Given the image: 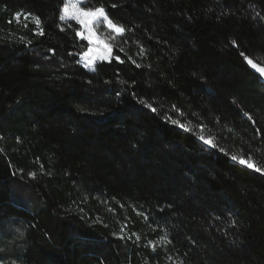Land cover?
Instances as JSON below:
<instances>
[{"label": "trees", "instance_id": "16d2710c", "mask_svg": "<svg viewBox=\"0 0 264 264\" xmlns=\"http://www.w3.org/2000/svg\"><path fill=\"white\" fill-rule=\"evenodd\" d=\"M64 2L0 0V264H264V0H86L95 71Z\"/></svg>", "mask_w": 264, "mask_h": 264}, {"label": "snow or ice", "instance_id": "6c2138e0", "mask_svg": "<svg viewBox=\"0 0 264 264\" xmlns=\"http://www.w3.org/2000/svg\"><path fill=\"white\" fill-rule=\"evenodd\" d=\"M81 4L84 6L81 7ZM112 7H116L115 4L112 5ZM31 15V13H29ZM20 17L17 16V19ZM35 25L39 28L38 34L43 36L45 34L44 29L40 27L42 21L39 16L33 17ZM60 20H67V19H73L75 20L80 26V31H76L75 35L80 37L82 40L88 41L92 47L88 49V51L84 54L85 59L87 60V63L85 64L86 67H91L92 71H95L94 65V58L92 57V53L96 51H103V55L100 57L101 59H109L112 50L113 45L109 43L110 40H115L117 36H123L125 32L127 31L125 27L120 26L116 23H113L111 19H109V16L105 10L104 7H95L91 8L87 5L86 0H66L63 4V14L59 16ZM100 23H106L108 29L111 30V35L106 37H101L97 34L95 31V27L98 26ZM232 43L235 45L236 41H232ZM123 51V49H120ZM142 51H144L142 49ZM241 55L244 57V60L247 62L249 66H251L252 69H254L257 73L260 74V76L264 77V66L261 65V63H258L254 61L252 58H249L244 53H241ZM117 60H119V57H116ZM132 63L135 64L137 68L141 67L140 64L136 63L135 60H132ZM141 103H144L141 101ZM153 112L157 111L156 108L152 107V105H147ZM247 115V113H245ZM249 119H252L251 116H249ZM172 123L179 124L181 128H185V125L182 123H179V121L173 120ZM191 130V129H186ZM201 141H203L205 144L209 145L210 147H216L217 145L214 143L212 138H206L204 136L199 137ZM3 137L0 136V140H2ZM222 150V149H221ZM3 149H0V152H2ZM234 161H238L240 164L246 166L249 169H252L258 173L264 174V167L258 166L256 163H254L251 160V157H238L236 155H233L231 157ZM32 175H35V173H32ZM137 239H139L137 237ZM153 251L156 249V245H152Z\"/></svg>", "mask_w": 264, "mask_h": 264}, {"label": "rangeland", "instance_id": "374dc122", "mask_svg": "<svg viewBox=\"0 0 264 264\" xmlns=\"http://www.w3.org/2000/svg\"><path fill=\"white\" fill-rule=\"evenodd\" d=\"M81 7H83V4H81ZM62 14H63V9H62ZM68 20H73V19H67V20H64V21H68ZM82 30V29H81ZM95 31L97 32V34L99 35V36H101V37H106V36H109V35H111L112 33H111V30L110 29H108V27H107V25H106V23H100L98 26H96L95 27ZM117 38H118V36L116 37V39L115 40H110L109 41V43H111L113 46H114V44H115V42H116V40H117ZM81 39V38H80ZM82 40V39H81ZM83 41H85V42H87L88 43V41H86V40H83ZM90 47H92V45H90L89 43H88V49L90 48ZM88 51V50H87ZM86 51V52H87ZM85 52V53H86ZM84 53V54H85ZM84 54H82L81 55V63H82V65L87 69V70H89V71H92L91 70V67H86L85 66V64L87 63V60L85 59V55ZM104 53H103V51H96V52H93L92 53V57L94 58V67L96 66V63L98 62V61H101V60H105V59H101L100 57L103 55ZM111 55H112V53H111ZM111 55H110V57H111ZM109 57V58H110ZM264 78V77H263ZM203 142V141H202ZM204 143V142H203ZM205 144V143H204ZM207 147H210L209 145H207V144H205ZM211 148V147H210Z\"/></svg>", "mask_w": 264, "mask_h": 264}]
</instances>
